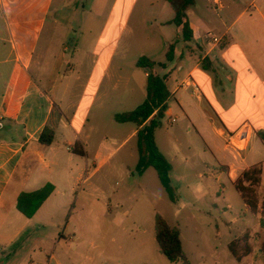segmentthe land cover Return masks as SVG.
I'll return each instance as SVG.
<instances>
[{
    "label": "rangeland",
    "instance_id": "obj_1",
    "mask_svg": "<svg viewBox=\"0 0 264 264\" xmlns=\"http://www.w3.org/2000/svg\"><path fill=\"white\" fill-rule=\"evenodd\" d=\"M62 1L55 0L52 12L61 23L60 40L68 43L65 52L69 69L60 92L65 118L74 121L77 128L86 123L91 156L101 143L106 144V149H119L109 164L86 183L74 190L62 187L57 194L54 216H43L44 231L64 233L65 238L57 245L48 238L47 252L56 249L62 261L72 260L70 264H183L169 262L160 252L156 241V217L160 215L180 231L190 264H241L228 247L236 237L240 253L244 247L242 238L250 237L252 254L243 264H264V158L247 168L251 181L244 179L247 171L241 168L236 182L231 180L229 167L223 163L232 159L224 150L225 143L211 132L202 133L203 127L199 128L196 121L195 125L190 123L173 98L169 116L156 129V143L172 164L173 201L155 168L141 175L137 171V137L125 141L137 126L115 119L117 114L131 112L146 100L147 80L144 70L137 68L138 60L146 56L167 63L169 47L178 39L176 25L161 24L175 16L169 2L130 0L126 5L128 24L118 26L117 13L109 23L106 13L89 14L86 20L83 14L84 9L103 12L115 0H71L67 10H61ZM197 3L199 8H191L189 17L194 24H203L209 4L207 0ZM102 34L103 39L96 45ZM206 35L204 40L210 45ZM217 37L222 42L212 46L224 42V36ZM73 43H78V48ZM203 55H198L196 61L205 63ZM186 62L184 68L177 67L178 63L170 66L173 73L166 77L170 91L185 85L176 80L195 61L188 58ZM164 73L162 67H156L155 74ZM62 134L61 129L59 137ZM227 144L238 161L246 160L244 167L254 161L247 157L248 142L230 140ZM242 194L256 207V213L247 208ZM253 230L259 231L252 234ZM109 256L116 259L107 261Z\"/></svg>",
    "mask_w": 264,
    "mask_h": 264
},
{
    "label": "crops",
    "instance_id": "obj_2",
    "mask_svg": "<svg viewBox=\"0 0 264 264\" xmlns=\"http://www.w3.org/2000/svg\"><path fill=\"white\" fill-rule=\"evenodd\" d=\"M128 1L115 0L103 12L84 9V20L89 14L106 13L109 23L117 13L118 26H127ZM195 1L187 10L193 38L184 41L182 28L177 27L175 58L163 68L166 73L162 77L171 76L175 64L184 68L188 58L194 59L176 80L186 83L181 89L175 86L171 91L173 98L190 123L196 121L199 128L203 127L202 133L211 132L225 143L224 150L232 159L223 163L229 167V178L236 182L240 168L246 172L257 159L264 158V0H214V3L207 0L211 12L205 10L203 24L190 20L191 8L198 7ZM54 2L0 0V264L72 263L71 259L62 261L56 249L47 252L48 238L57 245L65 236L46 234L43 216H54L56 201L53 200L62 187L74 190L86 183L109 164L119 149H106V144L101 143L91 156L86 123L77 128L74 121L65 118L60 92L69 69L65 52L68 43L59 38L61 23L52 12ZM70 6L71 0H63L60 5L61 10ZM173 19L161 24L171 25L168 22ZM208 33L224 36L222 45H207L204 36ZM73 44L78 48V43ZM201 54H205L203 64L196 61ZM142 70L147 80L148 69ZM46 129L55 133L51 146L40 143V135ZM61 129L63 134L59 137ZM137 132L135 128L125 141L136 137ZM230 140L249 143L247 157L254 161L246 163L247 167H244L246 160L238 161L229 150ZM80 142L85 156L73 153L66 146ZM47 185H52L54 191L32 218L18 210L23 193H33ZM108 210L113 212L112 208ZM258 231L253 230L252 234ZM236 240L237 237L232 242ZM251 254L239 263L243 264Z\"/></svg>",
    "mask_w": 264,
    "mask_h": 264
},
{
    "label": "trees",
    "instance_id": "obj_3",
    "mask_svg": "<svg viewBox=\"0 0 264 264\" xmlns=\"http://www.w3.org/2000/svg\"><path fill=\"white\" fill-rule=\"evenodd\" d=\"M175 11V17L168 24H174L182 28V36L184 41H191L193 38V30L191 28L187 10L195 5V0H167ZM176 43L170 45L166 55L167 63L173 62L175 58ZM167 63L153 61L150 58L143 56L137 62V68L149 69L151 73L147 79V94L146 100L139 105L135 110L124 114H117L116 121L119 123H133L137 126V141L138 151L140 154L137 171L141 175L148 168H155L158 178L167 191L171 200H175V192L171 183L170 173L172 172V164L167 157L160 151L156 143V129L162 126L163 120L169 116L171 112L170 102L173 99V94L167 86L166 77L154 74L157 66L166 68ZM55 142V133L52 130L46 129L40 135V143L46 146H51ZM70 150L79 155L85 156L86 152L81 147L80 143L75 146H69ZM251 172L247 171L244 174V179L251 181ZM240 191V187L237 186ZM54 187L47 185L44 188L33 192L23 193L19 200L17 208L25 216L32 218L41 208L44 202L53 193ZM247 208L256 213V207L250 201L246 200L242 194ZM242 243L244 247L240 253L238 244L240 241L232 242L229 249L235 259L241 262L245 256H248L252 250L248 243V238L243 237ZM156 241L160 252L171 263L190 264L183 249V242L180 231L168 224V222L160 215L156 217Z\"/></svg>",
    "mask_w": 264,
    "mask_h": 264
},
{
    "label": "built area",
    "instance_id": "obj_4",
    "mask_svg": "<svg viewBox=\"0 0 264 264\" xmlns=\"http://www.w3.org/2000/svg\"><path fill=\"white\" fill-rule=\"evenodd\" d=\"M206 38H208V43L211 45V44H215V45H218V44H220L221 42H222V38L221 37H217V36H214V35H212V34H210V33H208L207 35H206ZM196 89V92H197V88H195Z\"/></svg>",
    "mask_w": 264,
    "mask_h": 264
}]
</instances>
